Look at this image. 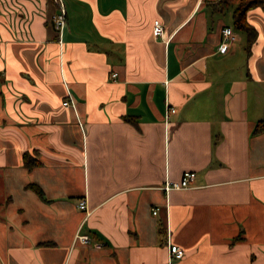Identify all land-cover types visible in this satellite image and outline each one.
I'll list each match as a JSON object with an SVG mask.
<instances>
[{
  "label": "crops",
  "instance_id": "0c3cea01",
  "mask_svg": "<svg viewBox=\"0 0 264 264\" xmlns=\"http://www.w3.org/2000/svg\"><path fill=\"white\" fill-rule=\"evenodd\" d=\"M63 1L0 0V264H264V8Z\"/></svg>",
  "mask_w": 264,
  "mask_h": 264
},
{
  "label": "built area",
  "instance_id": "2783aa9c",
  "mask_svg": "<svg viewBox=\"0 0 264 264\" xmlns=\"http://www.w3.org/2000/svg\"><path fill=\"white\" fill-rule=\"evenodd\" d=\"M54 1L57 3L58 9L54 14H52V21H53L55 28L57 29V31L59 33V36H61L62 32L65 28L66 21H67V11H66L65 4H64L63 0H54ZM153 32H154V35L156 37L162 36L164 33V26H163L161 20L158 18L154 20ZM236 40H237V35L234 31V28L232 26H225L222 30V41L220 44V50L225 51L229 47V45H231ZM69 102H71V101L65 100L63 103L68 104ZM175 111H176V108L174 106H169L165 112V118H168L170 113H173ZM195 177H196V173L194 170H186V171H184L181 180L170 181V182L168 181L165 185L166 189L167 190H169V189H183V188L190 187L192 182L194 181ZM79 207L81 209L87 208L86 199L82 198L79 201ZM158 209H159L158 207H155L153 209V213L156 214L158 212ZM76 238L83 243H89L90 242V237L88 236V234L82 233L80 231H79V233H77ZM169 253H170L171 257L181 258L185 254V249L176 243H170L169 244Z\"/></svg>",
  "mask_w": 264,
  "mask_h": 264
},
{
  "label": "trees",
  "instance_id": "16d2710c",
  "mask_svg": "<svg viewBox=\"0 0 264 264\" xmlns=\"http://www.w3.org/2000/svg\"><path fill=\"white\" fill-rule=\"evenodd\" d=\"M212 6H213V9L217 11H225L230 6H233V25L236 29L242 30L245 33L246 48H247V51L250 52L252 45L254 44L257 38L258 30L256 26L249 21L248 12L251 9L256 8V7L264 8V0H218L214 2ZM51 21H52V17H51ZM263 130H264V118L259 119L257 121L253 131L262 132ZM23 158H24V163L28 168L40 163V160L37 157L31 156L28 151L24 152ZM36 189L39 192L41 191L39 187H36Z\"/></svg>",
  "mask_w": 264,
  "mask_h": 264
},
{
  "label": "rangeland",
  "instance_id": "374dc122",
  "mask_svg": "<svg viewBox=\"0 0 264 264\" xmlns=\"http://www.w3.org/2000/svg\"><path fill=\"white\" fill-rule=\"evenodd\" d=\"M232 7H233V6H230V7H229V9L231 10V9H232ZM240 33H241V31H240Z\"/></svg>",
  "mask_w": 264,
  "mask_h": 264
}]
</instances>
